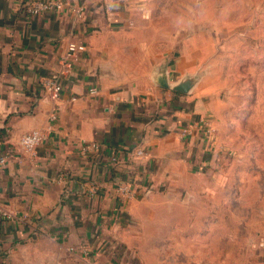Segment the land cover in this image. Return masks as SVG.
Returning <instances> with one entry per match:
<instances>
[{"label": "crops", "instance_id": "1", "mask_svg": "<svg viewBox=\"0 0 264 264\" xmlns=\"http://www.w3.org/2000/svg\"><path fill=\"white\" fill-rule=\"evenodd\" d=\"M45 1L61 6L28 13ZM144 2L0 0V264H143V200L212 165L214 122L200 101L155 83L164 71L172 85L181 64L161 65L169 54L146 37ZM70 43L84 50L66 59ZM32 131L44 138L26 151Z\"/></svg>", "mask_w": 264, "mask_h": 264}, {"label": "rangeland", "instance_id": "2", "mask_svg": "<svg viewBox=\"0 0 264 264\" xmlns=\"http://www.w3.org/2000/svg\"><path fill=\"white\" fill-rule=\"evenodd\" d=\"M144 1L146 37L169 54L161 65L181 64L171 80L192 81L188 94L213 120L218 150L204 171L179 174L141 203L143 264H256L264 250V0Z\"/></svg>", "mask_w": 264, "mask_h": 264}, {"label": "built area", "instance_id": "3", "mask_svg": "<svg viewBox=\"0 0 264 264\" xmlns=\"http://www.w3.org/2000/svg\"><path fill=\"white\" fill-rule=\"evenodd\" d=\"M61 5H59L56 2L52 1H45V2H39L36 4L31 5L28 8V13L31 15H38L44 11L51 10V9H59ZM75 14L78 16H81L82 10L81 9H76L74 10ZM84 46L83 45H77L75 43H70L67 47V54H66V59L72 57L76 52L78 51H83ZM66 59L63 61L64 64H66ZM43 87L45 92L49 95V97L52 100H57L60 96V93L62 92V86L55 80L54 78H50L44 81ZM92 92H95V89H91ZM55 120V115L51 114L50 115V121ZM199 124H204L205 126L207 125V122H199ZM189 130L184 128L181 130V137L184 138L185 136L189 135ZM43 135L39 131H32L30 133H27L23 135L20 138V145L22 146L23 149L26 151H32L35 146H37L42 140H43ZM99 145L97 143H86L83 146L84 151L88 150H96L98 149ZM5 165V157H0V167ZM117 193L123 195L124 197H129L130 196V188L128 185H119L117 187Z\"/></svg>", "mask_w": 264, "mask_h": 264}, {"label": "water", "instance_id": "4", "mask_svg": "<svg viewBox=\"0 0 264 264\" xmlns=\"http://www.w3.org/2000/svg\"><path fill=\"white\" fill-rule=\"evenodd\" d=\"M155 83L163 88H170L171 90L180 93V94H188L193 86L192 81L182 78L177 80L172 85L168 83L167 77L164 71H160L155 75Z\"/></svg>", "mask_w": 264, "mask_h": 264}]
</instances>
